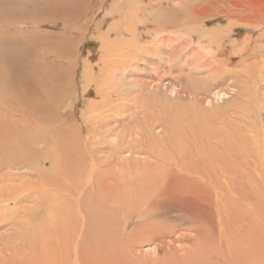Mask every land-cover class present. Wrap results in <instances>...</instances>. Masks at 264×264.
Wrapping results in <instances>:
<instances>
[{
	"label": "rangeland",
	"instance_id": "374dc122",
	"mask_svg": "<svg viewBox=\"0 0 264 264\" xmlns=\"http://www.w3.org/2000/svg\"><path fill=\"white\" fill-rule=\"evenodd\" d=\"M205 1L0 0V264H264V0Z\"/></svg>",
	"mask_w": 264,
	"mask_h": 264
},
{
	"label": "bare ground",
	"instance_id": "6f19581e",
	"mask_svg": "<svg viewBox=\"0 0 264 264\" xmlns=\"http://www.w3.org/2000/svg\"><path fill=\"white\" fill-rule=\"evenodd\" d=\"M200 1V0H199ZM206 1H208V0H206ZM206 1H205V3H206ZM210 4V3H209ZM196 11H198V10H196ZM195 11V12H196ZM191 15V14H190ZM198 15V14H197ZM255 23V22H254ZM250 24V23H249ZM246 26V25H245ZM254 29V28H253ZM256 29V28H255ZM249 39V38H248ZM232 55V54H231ZM35 77V76H34ZM2 120L0 119V122H1ZM11 128V127H10ZM13 150V149H12ZM8 165H10V164H8ZM13 166V165H12ZM12 166H9V167H11V168H13ZM18 168V167H17ZM166 190V193H163V196H161L160 197V200H161V198H163L162 200H161V204L162 203H166V202H169V200H170V202L173 200L172 198H174L173 196H172V194L174 193V192H171V191H167L168 189H165ZM160 192V191H159ZM163 192V191H162ZM162 192L161 193H159V194H162ZM200 194V193H199ZM179 195V194H178ZM195 196V195H194ZM158 198V197H157ZM179 198V197H178ZM156 200H158V199H156ZM159 200V201H160ZM200 200V199H199ZM188 200H185V202H187ZM204 201V200H203ZM97 202V201H96ZM155 202H157V201H155ZM159 203V202H158ZM197 203V202H196ZM171 204V203H170ZM156 205V204H155ZM154 205V207L156 208V206ZM178 205V204H177ZM181 205V204H180ZM202 205V204H201ZM152 206V205H151ZM183 206H187V207H189L186 203H183ZM194 206V205H193ZM154 207H151V208H154ZM87 208V207H86ZM204 208V207H203ZM185 209H186V207H185ZM209 210H211V209H209ZM153 211V210H152ZM154 211H155V209H154ZM153 211V212H154ZM199 212H200V210H198ZM220 213V212H219ZM146 215V214H145ZM211 216V215H210ZM183 217V216H182ZM201 217H202V215H201ZM208 217V216H207ZM192 218V217H191ZM195 219V218H194ZM203 219V218H202ZM204 220V219H203ZM201 223V222H200ZM149 224H151V223H149ZM201 224H204V223H201ZM147 227H148V229H149V227L150 226H148V225H146ZM151 227H153V226H151ZM155 227V226H154ZM203 227V226H202ZM143 228H144V226H143ZM198 228V227H197ZM200 228H201V226H200ZM154 229V228H153ZM144 230V229H143ZM146 230V229H145ZM155 230V229H154ZM148 232H150L149 230H148ZM210 232H212V231H210ZM160 233V232H159ZM162 233V232H161ZM142 234V233H141ZM153 234V233H152ZM157 234V233H156ZM151 235V234H150ZM156 236V235H155ZM162 236V235H161ZM160 236V237H161ZM139 237H141V236H139ZM128 259V258H127ZM116 261V260H115ZM118 262H119V260H118Z\"/></svg>",
	"mask_w": 264,
	"mask_h": 264
}]
</instances>
